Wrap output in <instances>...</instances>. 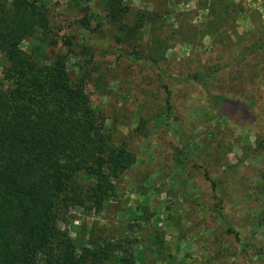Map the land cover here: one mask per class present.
<instances>
[{"label": "trees", "instance_id": "trees-1", "mask_svg": "<svg viewBox=\"0 0 264 264\" xmlns=\"http://www.w3.org/2000/svg\"><path fill=\"white\" fill-rule=\"evenodd\" d=\"M190 4L207 15L179 42L200 45L210 38L212 48L223 53L174 76L167 59L148 51L143 41L144 30L157 34L163 15L144 11L132 23L128 0H105L104 16L55 17L44 1L0 0V55L6 62L0 80V264H110L111 259L136 264L132 255L122 257L97 242L84 247L59 228L61 218L75 212L101 213L137 162L126 144L114 142L94 103L92 73L101 67L93 64L91 51L89 60L76 51L70 36L75 26L87 29L106 20L134 55L159 66L167 94L162 119L169 123L176 149L192 159L176 86L197 91L223 116L239 114L252 121L260 116L253 90L264 55V24L241 33L237 21L245 8L240 0H187ZM187 14H181L182 21L194 16ZM176 19L179 27L171 28V41L184 34V24ZM48 51L50 61L44 58ZM72 59L83 71L79 82L70 73Z\"/></svg>", "mask_w": 264, "mask_h": 264}, {"label": "rangeland", "instance_id": "rangeland-1", "mask_svg": "<svg viewBox=\"0 0 264 264\" xmlns=\"http://www.w3.org/2000/svg\"><path fill=\"white\" fill-rule=\"evenodd\" d=\"M40 1L55 17L105 15V0ZM128 1L132 23L144 11L163 15L166 24L157 19V34L144 30L143 41L148 51L167 59L174 76L193 72L223 53L221 47L212 48L210 38L200 45L179 42L207 15L187 0ZM240 1L245 8L237 21L241 33L264 24V0ZM187 13L194 16L182 21L181 14ZM177 16L184 34L171 41V28L179 27ZM70 36L76 51L87 60L91 51L93 64L101 67L100 73H92L94 103L114 142L126 144L137 162L101 213L64 216L60 230L84 247L97 242L122 257L132 255L136 264H264V55L253 90L260 111L254 121L239 114L223 116L197 91L168 82L177 87L192 159L176 149L169 123L162 119L167 94L159 66L134 55L106 20L87 29L75 26ZM52 57L48 51L44 58ZM76 61L71 60L69 69L79 82L84 75ZM5 64L0 55V80Z\"/></svg>", "mask_w": 264, "mask_h": 264}]
</instances>
